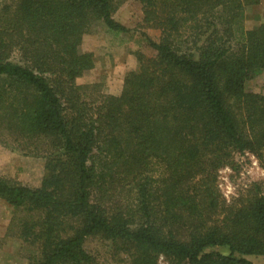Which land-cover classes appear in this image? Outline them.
<instances>
[{
  "label": "trees",
  "instance_id": "1",
  "mask_svg": "<svg viewBox=\"0 0 264 264\" xmlns=\"http://www.w3.org/2000/svg\"><path fill=\"white\" fill-rule=\"evenodd\" d=\"M123 1L0 2V142L45 159L37 187L0 172L8 232L35 251L28 264H101L90 238L130 264H254L262 187L227 203L218 172L234 150L264 169V95L248 87L264 22L243 27L264 0H132L160 38L135 53L120 95L94 97L99 85L77 82L95 67L83 38L98 23L128 33Z\"/></svg>",
  "mask_w": 264,
  "mask_h": 264
},
{
  "label": "rangeland",
  "instance_id": "2",
  "mask_svg": "<svg viewBox=\"0 0 264 264\" xmlns=\"http://www.w3.org/2000/svg\"><path fill=\"white\" fill-rule=\"evenodd\" d=\"M0 2H5V0H0ZM142 15V8L139 3L125 0L119 6L115 19L130 29L128 33L112 32L103 23H98L89 34L84 36L80 50L86 53H93L95 67L77 82L80 85H99L100 87L92 92V96L99 97L100 93L107 94L108 90H111V87L120 89V86H122L123 88L126 73L135 68L134 66L137 62L135 53L137 51L144 52L147 55L151 53L150 48H148L147 39L151 38L155 42L158 41L160 31L143 27L141 21ZM263 22L264 1L246 8L243 21L245 30L254 29ZM125 67L129 71L123 73L124 69L120 68ZM248 87L250 90L264 95V71L253 77L249 81ZM44 166L45 159L43 156H36L27 150L11 147L0 142V172L2 174L16 178L24 185L37 187L44 176ZM226 167L229 168V171H226L222 176L229 179L234 190L233 198L229 202L226 200L227 203L245 196L255 184L261 185L264 194V169L254 155L234 150L230 153L227 166L223 168ZM219 182L223 183L220 180ZM0 214L6 215V220L10 217V212L1 204ZM12 215L13 211L11 218ZM7 238L12 239L15 237L11 236L7 230L6 238L4 239L7 240ZM8 244L5 243L4 246L6 247L1 246L0 260L8 258L12 261L16 260L14 259V255H10L14 252L17 254L19 260L13 264H27L28 256H31L35 252L24 244L16 242L10 243L9 246ZM86 249L94 254L101 264H130L128 254H124L121 249L99 238L88 239ZM216 250L221 254L229 255V250L226 247L216 248ZM236 256L240 257L239 255ZM245 258L254 264H264V256H246Z\"/></svg>",
  "mask_w": 264,
  "mask_h": 264
},
{
  "label": "crops",
  "instance_id": "3",
  "mask_svg": "<svg viewBox=\"0 0 264 264\" xmlns=\"http://www.w3.org/2000/svg\"><path fill=\"white\" fill-rule=\"evenodd\" d=\"M141 19V18H140ZM142 19H143V15H142ZM142 21V20H141ZM125 26V25H124ZM128 28V27H127ZM135 63V62H134ZM135 68L133 69V70H135L136 68H137V62L135 63V66H134ZM120 69H124V72L123 73H125V72H127V71H129V69L127 68V67H125V68H120ZM120 71H123V70H120ZM91 72V71H90ZM89 73V72H88ZM121 92H122V86H120V89H117V87L116 88H112L111 87V90H108V92H107V94H109V95H116V96H118V95H120L121 94ZM0 204L2 205V206H4V208L6 209V210H8L9 212H10V217H8V220H6V218H7V216L6 215H1L0 214V248H1V246H4L5 245V243H9L8 244V246L10 245V243H13V242H16V243H18V244H22V241L20 240V239H16V238H7V240L6 239H4V238H6V233H7V230H8V226H9V221L11 220V213H12V211H13V209L11 208V207H9V206H7L2 200H0ZM2 216V217H1ZM6 220V221H5ZM4 247H6V246H4ZM10 255H14V259H16V260H14V261H12L10 258H8V259H6V260H0V264H13L14 262H17V260H19V258H18V256H17V254H15L14 252H13V254H10ZM21 260V259H20ZM28 264V263H27Z\"/></svg>",
  "mask_w": 264,
  "mask_h": 264
},
{
  "label": "built area",
  "instance_id": "4",
  "mask_svg": "<svg viewBox=\"0 0 264 264\" xmlns=\"http://www.w3.org/2000/svg\"><path fill=\"white\" fill-rule=\"evenodd\" d=\"M222 169H220L218 172V187L220 192L222 193L223 198L227 200V202H229L233 198L234 190L229 182V179L227 177L222 176V174H225L226 171H229V168L226 167ZM219 180L223 183H220ZM159 264H167V263L164 261L163 257H161L159 260Z\"/></svg>",
  "mask_w": 264,
  "mask_h": 264
}]
</instances>
